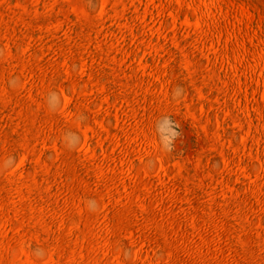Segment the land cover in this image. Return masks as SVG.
<instances>
[{
  "label": "rangeland",
  "instance_id": "1",
  "mask_svg": "<svg viewBox=\"0 0 264 264\" xmlns=\"http://www.w3.org/2000/svg\"><path fill=\"white\" fill-rule=\"evenodd\" d=\"M0 264H264V0H0Z\"/></svg>",
  "mask_w": 264,
  "mask_h": 264
},
{
  "label": "clouds",
  "instance_id": "2",
  "mask_svg": "<svg viewBox=\"0 0 264 264\" xmlns=\"http://www.w3.org/2000/svg\"><path fill=\"white\" fill-rule=\"evenodd\" d=\"M168 128V135L161 137V144L166 150H170L172 146V141L175 140L176 136H178V132L175 131V122L170 117H163L156 123L157 132H161L164 127Z\"/></svg>",
  "mask_w": 264,
  "mask_h": 264
}]
</instances>
